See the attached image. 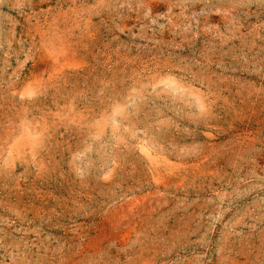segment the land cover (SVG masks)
I'll use <instances>...</instances> for the list:
<instances>
[{"label": "rangeland", "instance_id": "obj_1", "mask_svg": "<svg viewBox=\"0 0 264 264\" xmlns=\"http://www.w3.org/2000/svg\"><path fill=\"white\" fill-rule=\"evenodd\" d=\"M0 264H264V0H0Z\"/></svg>", "mask_w": 264, "mask_h": 264}]
</instances>
